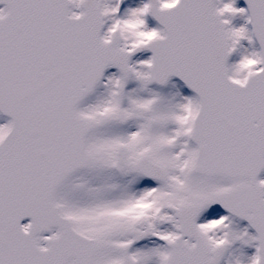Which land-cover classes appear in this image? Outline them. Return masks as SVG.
I'll list each match as a JSON object with an SVG mask.
<instances>
[{
  "label": "snow or ice",
  "instance_id": "snow-or-ice-1",
  "mask_svg": "<svg viewBox=\"0 0 264 264\" xmlns=\"http://www.w3.org/2000/svg\"><path fill=\"white\" fill-rule=\"evenodd\" d=\"M0 264H264V0H0Z\"/></svg>",
  "mask_w": 264,
  "mask_h": 264
},
{
  "label": "rangeland",
  "instance_id": "rangeland-1",
  "mask_svg": "<svg viewBox=\"0 0 264 264\" xmlns=\"http://www.w3.org/2000/svg\"><path fill=\"white\" fill-rule=\"evenodd\" d=\"M241 2H242V0H241Z\"/></svg>",
  "mask_w": 264,
  "mask_h": 264
}]
</instances>
